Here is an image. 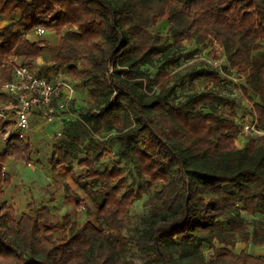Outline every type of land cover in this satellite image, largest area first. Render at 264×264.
Returning <instances> with one entry per match:
<instances>
[{"label":"trees","instance_id":"trees-1","mask_svg":"<svg viewBox=\"0 0 264 264\" xmlns=\"http://www.w3.org/2000/svg\"><path fill=\"white\" fill-rule=\"evenodd\" d=\"M3 15H17L0 28L3 74L10 76L14 58L32 68L49 48L51 60L38 73L49 78L62 68L87 86L82 121L93 132L113 131L119 159L99 169L102 149L80 159L85 172H73L92 218L78 224L33 203L17 216L4 199L10 173L3 167L9 158L31 162L33 143L13 129L0 149V264H140L129 251L142 264H264V250H235L264 246V134L236 145L235 108L225 109L216 71L194 70L192 80L215 87L182 100H175L179 85L170 76L184 41L216 39L232 71L245 78L243 91L257 97L252 106L264 131V0H0ZM40 26L72 29L55 45L26 37ZM71 149L68 141L56 147L54 169L70 161ZM66 191L84 204L69 185ZM150 192L141 228L125 233L134 201ZM66 225L68 238H50Z\"/></svg>","mask_w":264,"mask_h":264},{"label":"rangeland","instance_id":"rangeland-1","mask_svg":"<svg viewBox=\"0 0 264 264\" xmlns=\"http://www.w3.org/2000/svg\"><path fill=\"white\" fill-rule=\"evenodd\" d=\"M17 19V15L2 16L0 17V28L5 24ZM167 22L163 21L157 25V30L160 33L165 32ZM72 29L65 26L62 33L66 30ZM62 33H56L52 29H47L45 34L41 36L34 30L26 34L30 40L38 39L39 37L48 40L50 44H58L60 42ZM183 56L180 59L179 67L171 70V75L174 77L171 79V83L179 85L176 89L175 100H182L187 93L194 91L208 90L215 87L212 82L203 83L201 78L191 79L192 73L196 69L201 70H214L218 75L223 77L218 87V92L227 99V103L224 105L228 110L233 106L236 112V122L240 127V135L236 141L237 146H242L247 140V136L264 134L263 130L253 131L252 129L243 130V125L254 124L256 118L254 107L252 106L254 101H257V97L252 94L250 90L243 91V85L245 78L232 71V68L228 64V60L225 57L223 47L216 40L207 41L205 44H196L191 41H184L182 47L178 50V53ZM188 53H193L192 57L187 58ZM42 56L34 62L31 70L38 72L39 66L48 64L51 60V50L46 48ZM17 63H22L21 58H14ZM211 61H220L221 69L212 64ZM227 66V67H225ZM59 72L64 74L75 84L76 86V103L75 112L77 114L76 119L67 120L66 118L62 123H59L57 127H50V124H46L43 121L37 120L35 129L30 131L28 136L31 143H33V153L31 155L32 161L25 162L24 160L11 159L10 163L5 164V172L10 173V180L5 188L4 199L8 204H12L17 216L28 209L30 204H35L39 207L46 205L49 210L57 215L62 216L70 214L71 218L76 220L78 224H81L87 218H92L89 214V210L86 204L91 200L86 196L85 192L79 188L73 180V172L76 175L86 171V166L78 165L81 158L86 157L87 154H92L97 151L100 152L103 149V157L98 161L97 167L99 169L109 168L119 157L115 154L119 146V141L116 139L113 131L103 128L101 133L93 132L92 126L87 125L82 121L81 113L84 112L90 106L88 97V88L80 80H77L71 73L65 69L58 68ZM257 124V123H256ZM259 128L256 125V129ZM260 129V128H259ZM36 130V131H35ZM65 141L71 143L72 158L67 164H59L53 168V162L57 159L51 157L57 146L65 144ZM0 145H3L0 139ZM57 158V157H56ZM10 159V158H9ZM126 164V163H125ZM124 161L121 162V166L125 167ZM71 167V169H70ZM135 174V170H132ZM131 172H128L127 178L131 181ZM67 185L70 189L76 191L83 199L84 204L76 203V200L72 196H69V192L66 191ZM153 194L142 193L139 198L134 201L133 206L130 209V224L124 230V232H135L137 228H141V222L143 218L149 213L150 200L153 198ZM86 200V202H85ZM153 200V199H152ZM245 217L248 218L246 213ZM69 229L66 225L60 229L54 230L49 236L51 239L68 238ZM245 248L247 251L258 255V252L264 250L263 245L252 246L250 244H238L235 250ZM203 250L206 254H210L211 251L205 246ZM127 256L133 258L136 262L142 264L144 259L135 256L131 251L127 253Z\"/></svg>","mask_w":264,"mask_h":264},{"label":"built area","instance_id":"built-area-1","mask_svg":"<svg viewBox=\"0 0 264 264\" xmlns=\"http://www.w3.org/2000/svg\"><path fill=\"white\" fill-rule=\"evenodd\" d=\"M35 31L45 34L47 30L40 26ZM219 62L211 61L221 69ZM0 92L6 94V99L0 101V139L3 143L7 142L13 129H17L20 137L28 139L37 120L50 124L63 122L65 118H78L75 112L76 86L62 71L48 78L16 62L10 69V76L4 75L0 69ZM254 121L251 125L244 124L242 131L261 130L256 129L257 121ZM3 125H6L5 129Z\"/></svg>","mask_w":264,"mask_h":264},{"label":"crops","instance_id":"crops-1","mask_svg":"<svg viewBox=\"0 0 264 264\" xmlns=\"http://www.w3.org/2000/svg\"><path fill=\"white\" fill-rule=\"evenodd\" d=\"M1 23V22H0ZM52 124L50 125V127H57L58 126V124L59 123H62L61 121H54V122H51ZM35 128L33 127V130H34ZM32 130V131H33ZM36 131V130H35ZM30 134V133H29ZM28 140H29V138H28ZM3 143V142H2ZM242 145H243V143H242ZM4 147V143H3V145H0V149L1 148H3ZM11 159H13V158H10V159H8V161L6 162V164L8 165V163H10V161H11Z\"/></svg>","mask_w":264,"mask_h":264}]
</instances>
